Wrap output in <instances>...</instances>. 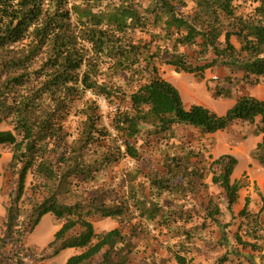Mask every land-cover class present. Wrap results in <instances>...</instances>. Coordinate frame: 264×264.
Segmentation results:
<instances>
[{
    "label": "trees",
    "instance_id": "obj_1",
    "mask_svg": "<svg viewBox=\"0 0 264 264\" xmlns=\"http://www.w3.org/2000/svg\"><path fill=\"white\" fill-rule=\"evenodd\" d=\"M162 67L197 81L223 67L232 86L259 83L264 0H0V147L11 154L3 174L17 177L0 251L20 250L47 214L60 226L46 247L49 257L78 252L65 264H193L189 256L210 225L221 246L231 245L232 223L220 219L238 205V160L213 158L176 128L210 135L251 125L261 137L253 157L264 168V100L241 96L224 115L186 108ZM216 96L229 98V90ZM100 101L111 109L105 118ZM72 118L79 119L74 140L67 131ZM154 153L161 170L145 174L137 165ZM122 161L132 163L128 172L104 182ZM27 191L30 211L23 213ZM193 202L198 210L187 209ZM261 202L253 212L245 199L232 217L238 223L229 254L238 260L251 258L240 251L263 253ZM94 220L118 227L97 233ZM138 241L147 243L143 250ZM229 262L226 253L214 264Z\"/></svg>",
    "mask_w": 264,
    "mask_h": 264
},
{
    "label": "rangeland",
    "instance_id": "obj_2",
    "mask_svg": "<svg viewBox=\"0 0 264 264\" xmlns=\"http://www.w3.org/2000/svg\"><path fill=\"white\" fill-rule=\"evenodd\" d=\"M161 72L162 77L178 89L186 108L193 104L201 105L218 115H224L233 106L237 98L241 96H252L264 100V78L257 84L232 86L227 83L229 72L223 67H215L207 70L204 74V79L201 81H197L193 75L183 72L177 73L169 67H162ZM231 79H234V77ZM124 81L121 83H123V89L127 90ZM224 87L229 90V98L216 96L217 90ZM99 104L103 117L105 118L111 109L103 101H100ZM78 126V118H72L68 121L67 131L71 134L70 140L77 138ZM1 129H6V127L3 126ZM253 130V126L240 123L225 131L210 135H201L190 127L181 126L176 128L177 135L182 136L195 146L205 148L213 158L216 159L221 155L229 154L238 160V167L232 176V180L240 186L238 205L232 210V215L225 213L220 219L222 223H232V227L228 231L231 245L226 248L221 246L219 244L218 229L214 225H210L203 230L200 240L196 241L198 250H195L189 256V258L193 256V264H214L219 257L226 253L230 260L227 264H264V250L261 254L240 251L241 254L250 255V260H238L233 254H229L231 249L236 247L232 241V234L238 223L232 217H235L242 209L245 199H249L250 210L253 212L260 211L262 207L261 198L264 197V168L253 157L256 145L260 142L261 137L252 135ZM10 159V149L0 147V230L5 221V211L10 205V196L16 187L17 181L16 176L10 173L3 174V167L9 163ZM160 163V153H154L145 159L143 163L138 164L137 167L143 169L145 174H149L150 171L161 170ZM131 166L132 163L122 161L119 166L114 168L112 174L109 173L103 177V181L111 184L113 181H116L113 180L114 177L118 178L122 174H126ZM30 182L31 177H27V187ZM207 187L211 195L219 199V201H223L222 194L218 188L211 184ZM29 195V191H27L19 204L23 213L30 211V206L28 205ZM198 200L201 201V199ZM187 209L198 210L199 205L194 202L189 203ZM260 219L264 225V209L260 215ZM93 225L97 233L106 232L118 227L117 223L111 220H94ZM59 227V224L55 222L52 215H45L34 231L25 236L23 247L20 250L14 247H7L0 251V264H12L7 259H13L14 263L23 262L25 264H40L41 261L45 264H65L71 256L78 252L72 249H66L57 257L51 258L49 257L51 252L46 250L47 245L53 240V236ZM137 244L139 249L143 250L147 243L145 241H138ZM149 245L147 253H150L151 249L154 248L153 245ZM162 256H165V254H162ZM167 264H175V262L171 259Z\"/></svg>",
    "mask_w": 264,
    "mask_h": 264
}]
</instances>
